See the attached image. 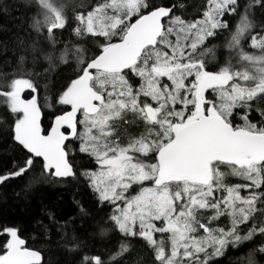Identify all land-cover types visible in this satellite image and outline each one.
<instances>
[{"label":"snow or ice","instance_id":"6c2138e0","mask_svg":"<svg viewBox=\"0 0 264 264\" xmlns=\"http://www.w3.org/2000/svg\"><path fill=\"white\" fill-rule=\"evenodd\" d=\"M21 6L24 34L0 60V138L17 153L0 185L91 190L107 211L80 234L57 229L73 264H215L247 243L242 259L260 264L264 0ZM0 264L52 262L0 224Z\"/></svg>","mask_w":264,"mask_h":264},{"label":"trees","instance_id":"16d2710c","mask_svg":"<svg viewBox=\"0 0 264 264\" xmlns=\"http://www.w3.org/2000/svg\"><path fill=\"white\" fill-rule=\"evenodd\" d=\"M23 2L24 0H0V60L13 59L11 49L15 47V37L24 34L20 24L23 20L26 27V18L31 13L21 6ZM5 5L9 8L7 12L3 10ZM60 38L72 37L65 33ZM5 43L9 49L7 53L3 50ZM0 112H3L2 108ZM15 155L17 153L13 151L12 142L0 138V169ZM81 162L88 164L87 160ZM24 185V179H13L0 185V224L21 226L31 244L45 249L52 264H73L75 257L64 251L58 243V225L67 222L69 231L75 230L80 234L88 229L91 217H97L107 209H101L91 190L82 182H53L27 190ZM81 207L88 211V215L81 216ZM51 216H54L57 222L55 227L50 222ZM44 226L50 229L49 236L42 235ZM253 246L252 243H247L236 249L229 247L224 256L216 259L215 264H246L242 257ZM257 260L264 264V257L257 256Z\"/></svg>","mask_w":264,"mask_h":264},{"label":"rangeland","instance_id":"374dc122","mask_svg":"<svg viewBox=\"0 0 264 264\" xmlns=\"http://www.w3.org/2000/svg\"><path fill=\"white\" fill-rule=\"evenodd\" d=\"M226 223V222H225Z\"/></svg>","mask_w":264,"mask_h":264}]
</instances>
